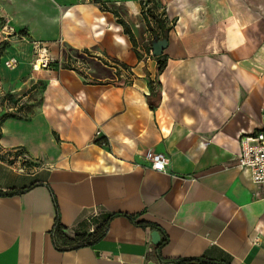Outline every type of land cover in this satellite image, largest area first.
I'll list each match as a JSON object with an SVG mask.
<instances>
[{
    "label": "crops",
    "instance_id": "1",
    "mask_svg": "<svg viewBox=\"0 0 264 264\" xmlns=\"http://www.w3.org/2000/svg\"><path fill=\"white\" fill-rule=\"evenodd\" d=\"M28 1L34 21L0 23L22 34L0 44V84L24 103L3 118L0 101V192L14 191L0 195V264H264V186L236 164L240 137L264 130V0H150L169 26L160 73L140 0ZM54 200L70 232L119 215L93 244L59 250Z\"/></svg>",
    "mask_w": 264,
    "mask_h": 264
},
{
    "label": "built area",
    "instance_id": "2",
    "mask_svg": "<svg viewBox=\"0 0 264 264\" xmlns=\"http://www.w3.org/2000/svg\"><path fill=\"white\" fill-rule=\"evenodd\" d=\"M9 36H20L13 27L6 21L0 28V43L7 39ZM32 62L40 68H47L54 64L47 48L41 41L32 40ZM151 54V51H150ZM0 101H2L4 115L14 114L20 111L24 103L18 100L8 99L2 90L0 84ZM1 103V104H2ZM0 104V106H1ZM96 136L100 131H96ZM240 152L236 156V164L240 168H247L250 171L253 183L264 186V130L258 131L253 135H242L240 137ZM16 154L17 168L19 171H25L28 168L29 159L21 149L16 148L13 150ZM145 159L149 162L151 168L159 172H165L169 159L162 153L154 152L150 149L144 153Z\"/></svg>",
    "mask_w": 264,
    "mask_h": 264
},
{
    "label": "trees",
    "instance_id": "3",
    "mask_svg": "<svg viewBox=\"0 0 264 264\" xmlns=\"http://www.w3.org/2000/svg\"><path fill=\"white\" fill-rule=\"evenodd\" d=\"M141 1V13L145 19L147 28L149 29L150 33H152L153 36H157L158 37V33L157 30H159L160 33V37L161 38H166L167 37V32L169 31V26H167L164 22V20L162 18L159 17V15L155 14L154 12H152L149 9V3L150 0H140ZM152 20L155 24L156 28H152L150 26V22L149 20ZM119 23H121V25L123 26L124 32L126 34H128V36L132 39V33L131 31L128 29L126 23H124L123 21L119 20ZM22 35V34H20ZM149 51V48H148ZM157 60V72L160 73L163 68L165 67V59L162 58L161 56L155 57ZM149 85H150V81H148ZM6 116H14L13 114H7V115H3L2 117H6ZM24 191V190H23ZM12 193H14L13 190L11 191H7V192H0V195H12ZM54 204H55V210L56 213L55 214V221H54V225L52 228V236H53V240L54 243L56 245V248H58L59 250H70V249H77L79 247L82 246H88L93 244L94 242L98 241L99 239H101L108 228V224L110 222V220L115 216V215H119V214H111L109 216H106V219L104 221H102L101 223H99L92 231L90 232H81V233H77V232H70L68 231V229H66L59 221V213H58V208L56 205V202L54 200ZM127 216V215H126ZM129 218H131L133 221H135V223L138 226H142V227H151V228H156V226L154 227V225L149 224L145 221H136L135 220V216H127ZM157 231L159 232V230L157 229ZM167 243V238L165 235L161 236L160 241L158 242L156 249H161V247L163 245H165ZM199 262H201L198 259H179L176 260V264H200ZM202 263H205L204 261Z\"/></svg>",
    "mask_w": 264,
    "mask_h": 264
},
{
    "label": "rangeland",
    "instance_id": "4",
    "mask_svg": "<svg viewBox=\"0 0 264 264\" xmlns=\"http://www.w3.org/2000/svg\"><path fill=\"white\" fill-rule=\"evenodd\" d=\"M31 5L32 4L28 0H0V8L2 7L5 12L7 11L5 13L6 15L4 14V16H0V23L4 17L8 19H10V17H13L18 20H25V21L31 19L34 21V17L29 16L28 14L31 10L30 9ZM24 30H26V28L22 27V29H20V32H23ZM150 36H152V33H150ZM34 100H38V98L35 97Z\"/></svg>",
    "mask_w": 264,
    "mask_h": 264
},
{
    "label": "water",
    "instance_id": "5",
    "mask_svg": "<svg viewBox=\"0 0 264 264\" xmlns=\"http://www.w3.org/2000/svg\"><path fill=\"white\" fill-rule=\"evenodd\" d=\"M152 40L153 41L151 42V54L152 56L158 57L162 54L163 50L167 46V38H162L160 40L157 36H153ZM151 232V243L157 245L159 242L160 232H158L157 230H153Z\"/></svg>",
    "mask_w": 264,
    "mask_h": 264
}]
</instances>
